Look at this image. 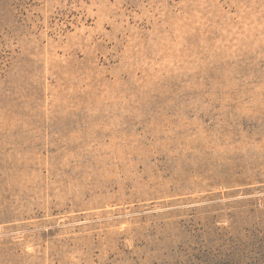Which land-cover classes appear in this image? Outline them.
Segmentation results:
<instances>
[{
  "label": "rangeland",
  "instance_id": "rangeland-1",
  "mask_svg": "<svg viewBox=\"0 0 264 264\" xmlns=\"http://www.w3.org/2000/svg\"><path fill=\"white\" fill-rule=\"evenodd\" d=\"M0 264H264V0H0Z\"/></svg>",
  "mask_w": 264,
  "mask_h": 264
}]
</instances>
